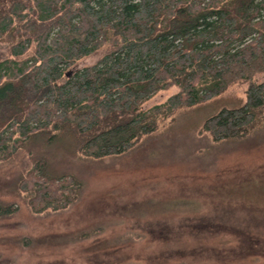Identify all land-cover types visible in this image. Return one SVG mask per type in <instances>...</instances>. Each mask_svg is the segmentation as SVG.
Listing matches in <instances>:
<instances>
[{
  "label": "trees",
  "instance_id": "trees-1",
  "mask_svg": "<svg viewBox=\"0 0 264 264\" xmlns=\"http://www.w3.org/2000/svg\"><path fill=\"white\" fill-rule=\"evenodd\" d=\"M108 43L96 62L73 69ZM0 45L7 54L0 53V161L39 141L37 134L42 149L83 159L126 154L164 127L180 130L175 123L188 118L180 114L236 81H248L244 101L193 130L216 146L264 140V79L253 80L264 72V0H0ZM171 87L164 101L144 107ZM53 161L42 153L17 182L35 212L67 208L84 186L75 174L51 170ZM12 206L0 201V218ZM194 210V201L180 198L125 208L135 216ZM100 230L28 239L60 244ZM125 234L93 249L138 238Z\"/></svg>",
  "mask_w": 264,
  "mask_h": 264
},
{
  "label": "rangeland",
  "instance_id": "rangeland-1",
  "mask_svg": "<svg viewBox=\"0 0 264 264\" xmlns=\"http://www.w3.org/2000/svg\"><path fill=\"white\" fill-rule=\"evenodd\" d=\"M110 48L108 43L73 69L96 62ZM254 79L263 80L264 72ZM247 86L248 81L232 83L222 95L180 114L179 121L188 117L175 123L180 130L164 127L154 139L119 156L93 160L59 148L42 149L44 135L37 134L39 141H29L0 161V201L16 208L0 218V262L264 264V140L254 145L222 141L216 146L193 130L208 115L244 101ZM176 90L158 92L144 107ZM42 153L53 157L51 170L84 181L78 198L65 209L35 212L27 193L17 186ZM175 198L194 201L197 211L143 216L125 211L142 202ZM95 227L102 230L75 242L29 244L28 238ZM125 233H137L138 238L93 249ZM20 237H26V245L19 243Z\"/></svg>",
  "mask_w": 264,
  "mask_h": 264
}]
</instances>
